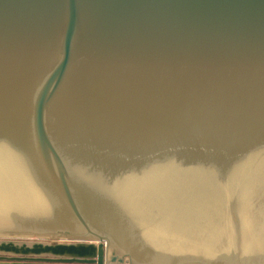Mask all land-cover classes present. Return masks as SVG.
<instances>
[{"label": "water", "instance_id": "obj_1", "mask_svg": "<svg viewBox=\"0 0 264 264\" xmlns=\"http://www.w3.org/2000/svg\"><path fill=\"white\" fill-rule=\"evenodd\" d=\"M52 105L80 186L52 143ZM28 106L35 148L8 149L0 207L35 153L81 231L22 237L95 240L0 241V264H109L118 236L85 205L126 223L137 264H264V0H0V111ZM20 122L0 133L23 142ZM249 241L257 251L236 254Z\"/></svg>", "mask_w": 264, "mask_h": 264}, {"label": "bare ground", "instance_id": "obj_2", "mask_svg": "<svg viewBox=\"0 0 264 264\" xmlns=\"http://www.w3.org/2000/svg\"><path fill=\"white\" fill-rule=\"evenodd\" d=\"M54 108L55 106L53 105L51 106V108H49V112L47 115L48 129L55 143L58 142V140H62L65 142L67 140L64 139L63 137H65L66 131L61 123V120L64 119L65 116H63L59 111L56 112ZM20 113L21 115L19 114L16 115L15 113L6 114L5 112L2 113V111H0V123L3 124L2 126H4L5 131H12L15 122L18 120V118L21 117L20 125L22 128V132L25 135V139L23 142L14 143L15 141L11 142L12 140L5 138L6 137L5 134L0 133V137L2 140L0 142V163H7L5 159L7 158L8 160V157L11 154V152L10 153L8 152L10 146H15L13 148L18 150H25V151H31L32 149L35 148L34 146L35 144L33 142L32 135L29 129L30 128V122L28 119V116H30L29 106L25 109L23 108L22 110L20 109ZM73 119L74 117L72 115L70 120L73 121ZM67 122H70L69 117H67ZM23 125H24V129H23ZM69 147L71 148L69 152H67L65 148L61 149V151L64 153V155L68 160L67 161L68 173H70L73 178H74L73 174H79L81 177H84V174H82L79 171L80 167H82L81 164V161H83L81 160L82 157H78L76 155V151H77L76 149H73L74 151L72 150L71 143ZM34 154L33 155L31 154L32 157L30 158H27L26 156L28 154H26L25 157H22L20 159L22 161L15 162L17 164L16 167H18L19 169L22 168L23 173L25 174L23 177L26 180L27 186L23 190H20V193H11V194L3 193L5 197H1V198H11L12 200L11 203L9 201H5L4 208L0 207V226H7L9 228L18 227L21 229L27 228L32 231H39L47 234L52 233L55 230H63V231L69 230L73 234L80 233L81 229L77 227L76 222L72 218V216L66 211V209H64L63 207L60 208L57 205L58 202H57L56 191L50 185V183L53 182V174H54L52 173V167L55 168L56 166H54L53 162L45 161V159L39 158ZM20 156H24V155H20ZM90 162L91 161L88 162L89 167L92 166ZM36 168L39 169L40 172L38 171L36 172L35 170ZM88 174L89 173H87L85 178L88 177ZM77 178H78L77 181L79 182V186H80L81 179L80 177ZM112 187L113 186L109 187V190H111ZM94 195H95L94 193H91L89 195L87 194V196L84 198V200L87 199L86 200L87 204H93L95 201L98 200H100L101 203L104 204L105 201H107L109 198V196L108 195L105 196V194H99L97 196ZM109 195L112 196L113 198L112 192ZM80 196L81 199H83V196L82 195ZM83 204L85 205L84 202ZM11 206H13V209L14 208L15 209L9 210ZM85 207L86 205L84 206V210L89 219H91L92 221H103L106 222V224H108L107 226L108 230L111 231L112 233H115L118 236L117 239H119L121 245L120 247L121 249H123V251L126 250L132 256H135V254L137 256L145 254V252L142 251L140 247H136V245H134V243L129 241V239L127 238L126 234H128L129 228H127L126 223L113 221L109 211H104L101 208H93L90 209L89 212V209ZM248 233H251L250 230H248ZM248 247L250 248L248 249ZM235 248H238V246H236ZM123 251L121 253H123ZM241 251L242 253H240ZM241 251H239V253L243 255L244 251L248 253L249 252L255 253L257 249L255 248V246L252 245V242L249 241L248 243L246 242L244 246H242ZM189 253L193 255L201 256L202 252L201 253L189 252ZM211 255L212 254H209V256ZM222 258L224 257H220L219 259ZM259 262H262V260H259ZM134 264H136V261H134Z\"/></svg>", "mask_w": 264, "mask_h": 264}, {"label": "rangeland", "instance_id": "obj_3", "mask_svg": "<svg viewBox=\"0 0 264 264\" xmlns=\"http://www.w3.org/2000/svg\"><path fill=\"white\" fill-rule=\"evenodd\" d=\"M51 137V135H50ZM51 140H52V143L53 145L55 146V148L57 149V151L60 153L63 161L65 162L66 166H67V158L66 156L64 155V153L61 151V149L65 148V150H67V152L70 151V142L68 143V141H62V140H58V142L55 143L54 139L51 137ZM73 150V148H72ZM74 151V150H73ZM76 175V176H75ZM74 176V179L75 180L74 182H78L77 181V174H73ZM74 190V189H73ZM17 228V230H16ZM28 231L29 229L25 228V229H21V228H18V227H12V228H9L7 226H0V241H8V240H12V241H18V242H28V243H34V242H44V243H77V242H90V241H93L95 240L94 238L95 237H92L91 235H86V236H50V237H39L38 235H33L32 237H28L26 239H24L22 237V234L20 233V231ZM30 232H32V230H29ZM34 232H38V233H43V232H39V231H34ZM87 233V231H85ZM45 234V233H43ZM118 244H114L111 249H110V252L108 254V259H109V264H134V259H130L128 258L127 255H125L126 253H124V251L119 247ZM250 247H248L249 249ZM116 249V250H115ZM123 253H121L122 251ZM247 249V250H248ZM237 253H239V251H241V248L238 246L237 248ZM116 251L120 256V258H117L115 259V262L113 261V258H112V252ZM124 254V255H122ZM138 262L136 261V264ZM202 264H207L205 262H202Z\"/></svg>", "mask_w": 264, "mask_h": 264}]
</instances>
